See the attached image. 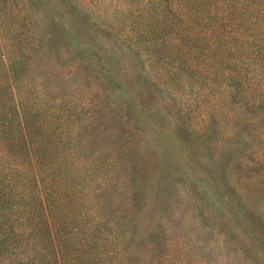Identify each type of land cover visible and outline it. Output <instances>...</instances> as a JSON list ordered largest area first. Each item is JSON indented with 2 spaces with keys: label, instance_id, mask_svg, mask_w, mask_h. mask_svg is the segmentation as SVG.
Returning a JSON list of instances; mask_svg holds the SVG:
<instances>
[{
  "label": "rangeland",
  "instance_id": "1",
  "mask_svg": "<svg viewBox=\"0 0 264 264\" xmlns=\"http://www.w3.org/2000/svg\"><path fill=\"white\" fill-rule=\"evenodd\" d=\"M183 18L0 0V98L37 110L27 143L55 147L72 235L96 227L104 264H264V111L216 66L223 40Z\"/></svg>",
  "mask_w": 264,
  "mask_h": 264
},
{
  "label": "trees",
  "instance_id": "2",
  "mask_svg": "<svg viewBox=\"0 0 264 264\" xmlns=\"http://www.w3.org/2000/svg\"><path fill=\"white\" fill-rule=\"evenodd\" d=\"M151 5L157 28H182L184 18L198 19L217 40V67L236 69L229 87L236 95H256L251 107L264 111V3L261 0H142ZM264 2V0H262ZM250 13L245 17L246 13ZM254 14H251L253 13ZM156 27L149 28V32ZM258 68H255V66ZM263 81V82H262ZM0 98V264H104L103 237L92 232L72 235L70 194L56 180L55 147L27 143L22 107ZM87 232V231H86ZM98 232V231H97Z\"/></svg>",
  "mask_w": 264,
  "mask_h": 264
}]
</instances>
